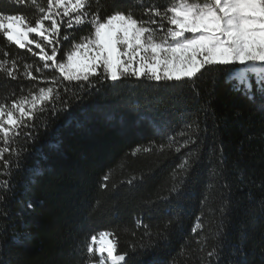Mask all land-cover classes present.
I'll return each mask as SVG.
<instances>
[{
  "label": "trees",
  "instance_id": "1",
  "mask_svg": "<svg viewBox=\"0 0 264 264\" xmlns=\"http://www.w3.org/2000/svg\"><path fill=\"white\" fill-rule=\"evenodd\" d=\"M130 2L144 0H121L126 9ZM41 8H47V0H24L21 4L0 0L5 14H24L32 20ZM134 11L140 18L143 9ZM33 50L38 51L34 46ZM13 59L20 72L24 64L42 67L38 57L10 45L0 34V62L4 63L0 104L6 106L32 88L27 78H7L5 69L11 68ZM238 68L240 65L220 66L205 73L194 82L200 96L195 95L192 83L165 90L132 78L116 86L118 95L109 90L106 96H93L82 106L91 115L112 112L122 123L96 119L86 131H79L66 126L69 120L84 118L79 108L49 119L38 107L32 123L40 131L34 144L23 134L27 129L6 143L0 133V148L6 149L0 155V173L11 171L8 191L3 184L8 176L0 175V259L4 264H86V245L101 231L113 234L107 240L117 242V254L132 244L139 245L145 233L136 223L142 215V201L164 194L187 151L198 153L201 163L189 181L182 227L167 243L139 253L129 264H210L207 254L220 245L219 264H264V94L256 91L253 75L249 78L254 99L243 94L242 85L241 91H236L238 81L228 77ZM67 87L65 99L80 90L72 84ZM61 95H65L63 87ZM203 108H207V116ZM197 120L199 141L176 153L184 140L169 144L162 133L178 137L187 132L185 138L195 140ZM188 122H193V127L185 129ZM149 147L152 151L143 150ZM18 149L25 152L19 166ZM142 174L144 179L130 188L127 182ZM224 207L227 223L220 234ZM166 214L160 206L159 211L143 213V223L155 226ZM26 233L30 238L24 240ZM144 242H148L146 237ZM99 258L98 253L92 257L94 262ZM211 260L215 264L216 258Z\"/></svg>",
  "mask_w": 264,
  "mask_h": 264
},
{
  "label": "snow or ice",
  "instance_id": "2",
  "mask_svg": "<svg viewBox=\"0 0 264 264\" xmlns=\"http://www.w3.org/2000/svg\"><path fill=\"white\" fill-rule=\"evenodd\" d=\"M16 2L21 4L24 0ZM135 8L143 9L140 18ZM0 34L10 45L38 57L42 64V67L24 64V71L20 72L17 60L13 59L11 68L5 69L9 80L20 81L23 77L32 84L28 94L13 98L10 106L0 104V133L5 143L12 136L20 135L21 129H27L23 134L29 143L36 142L40 127L32 121L37 119L38 107L41 115L47 114L49 119L79 108L85 113L84 118L66 122V126H74L79 131H86L96 119L108 124L122 123L112 112L91 115L82 106L93 96H106L109 90L115 93L116 86L124 79L146 80L150 86L154 84L165 90L192 83L195 95L200 96L194 82L205 73L218 70L220 66L242 65L245 66L243 70L234 69L228 77L238 81L235 90L241 91L242 85L243 94L254 99L249 78L254 75L256 91L264 94V0H166L165 3L144 0L137 4L130 2L127 9L121 0H109L104 4L100 0L95 4L93 0H47V8H41L34 20L24 14H5L0 10ZM33 46L38 51H34ZM3 68L4 63L0 62V69ZM69 84L80 86V90L65 99ZM61 87L65 95H61ZM206 103L211 106L210 101ZM201 110L207 116V108ZM194 123L195 140L185 138L187 132H181L178 137L175 133L171 136L162 133L169 144L176 143L178 138L184 140L175 148L176 153L199 141V121ZM47 126L45 122V130ZM191 127L193 122L184 125L185 129ZM143 150L150 152L152 147ZM5 151L0 148V155ZM17 151L19 166V158L25 152L23 149ZM183 154L184 159L173 170L172 182L163 190L164 194L142 201V215L136 218L137 227L145 228L141 243L132 244L123 254H117V242L104 243L105 238L113 234L101 231L100 240L91 237L99 244L98 248L91 243L86 245L89 254L86 264H129V259L139 253L167 243L172 233L182 227L183 202L188 196L189 181L201 163L198 153L187 151ZM219 162L222 163V150ZM0 175L8 176L3 181L4 191H8L11 171ZM143 179L142 174L127 183L134 188ZM103 180L107 182L108 176ZM160 206L167 214L155 226L145 225L143 213L159 211ZM28 207L31 208V204ZM220 216L222 234L227 223L226 207L221 209ZM153 227L155 231L151 230ZM29 238L26 233L23 239ZM220 247L222 245L207 254L210 264L212 257L216 258L215 264H219ZM97 252L100 258L94 262L92 257ZM0 264H4L2 259Z\"/></svg>",
  "mask_w": 264,
  "mask_h": 264
},
{
  "label": "rangeland",
  "instance_id": "3",
  "mask_svg": "<svg viewBox=\"0 0 264 264\" xmlns=\"http://www.w3.org/2000/svg\"><path fill=\"white\" fill-rule=\"evenodd\" d=\"M245 66H242V65H240V68H238V70H243V68H244ZM254 76V75H253ZM254 79H255V77H254ZM97 238V240H100V237L98 236V237H96ZM108 242V240H107V237L105 238V240H104V243H107ZM92 244H93V247L94 248H98L99 247V244H97V243H95V242H93L92 241ZM98 253V252H97ZM98 255L100 256V254L98 253ZM105 255V257H106V253L104 254Z\"/></svg>",
  "mask_w": 264,
  "mask_h": 264
}]
</instances>
